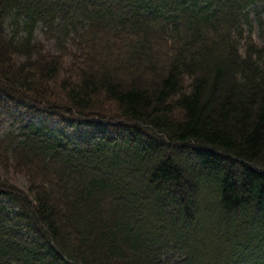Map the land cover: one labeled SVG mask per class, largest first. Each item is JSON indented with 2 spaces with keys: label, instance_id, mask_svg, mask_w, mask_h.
I'll list each match as a JSON object with an SVG mask.
<instances>
[{
  "label": "trees",
  "instance_id": "1",
  "mask_svg": "<svg viewBox=\"0 0 264 264\" xmlns=\"http://www.w3.org/2000/svg\"><path fill=\"white\" fill-rule=\"evenodd\" d=\"M10 109L0 264H264V0H0Z\"/></svg>",
  "mask_w": 264,
  "mask_h": 264
},
{
  "label": "rangeland",
  "instance_id": "2",
  "mask_svg": "<svg viewBox=\"0 0 264 264\" xmlns=\"http://www.w3.org/2000/svg\"><path fill=\"white\" fill-rule=\"evenodd\" d=\"M254 37L256 40L261 41V38L257 31L254 33ZM48 47L52 50H55L53 43L48 44ZM146 82L147 80H144L142 83L146 84ZM23 116L25 115L18 114L17 109H10L6 111L0 110V136L3 135L5 132L9 131L10 129H12V127L15 126L18 127L20 125L19 119H21V117ZM0 174H1V167H0ZM20 183L24 184V181H20Z\"/></svg>",
  "mask_w": 264,
  "mask_h": 264
}]
</instances>
